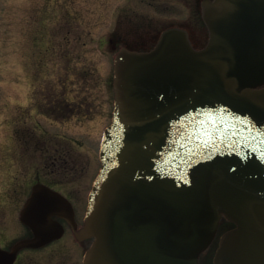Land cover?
<instances>
[{"label": "water", "instance_id": "obj_1", "mask_svg": "<svg viewBox=\"0 0 264 264\" xmlns=\"http://www.w3.org/2000/svg\"><path fill=\"white\" fill-rule=\"evenodd\" d=\"M200 6L204 46L170 26L152 48L113 57L100 168L83 225H72L93 238L83 264H199L222 218L234 227L212 264H264V0ZM52 214L73 220L62 196L36 184L19 216L32 236L0 248V264L58 238Z\"/></svg>", "mask_w": 264, "mask_h": 264}, {"label": "rangeland", "instance_id": "obj_2", "mask_svg": "<svg viewBox=\"0 0 264 264\" xmlns=\"http://www.w3.org/2000/svg\"><path fill=\"white\" fill-rule=\"evenodd\" d=\"M199 16L200 0H0L1 246L29 234L13 189L31 181L34 165H46L39 168L41 181L62 180V191L82 186L88 192L111 119L117 47L151 45V37L174 24L188 29L199 48L207 41ZM229 225L221 222L200 264H212Z\"/></svg>", "mask_w": 264, "mask_h": 264}, {"label": "flooded vegetation", "instance_id": "obj_3", "mask_svg": "<svg viewBox=\"0 0 264 264\" xmlns=\"http://www.w3.org/2000/svg\"><path fill=\"white\" fill-rule=\"evenodd\" d=\"M157 36L158 34L151 37L150 46L154 44ZM144 45L145 46L143 48L145 49L149 48L147 44ZM44 102L45 101H43V103ZM42 109L44 112L43 107ZM37 166L38 167H35L34 165L32 168L30 165L28 166L29 168H31L32 172L34 171L36 173H34L35 175H33L31 181L26 186L19 185L17 188L13 189L14 208H17L19 210L20 206L24 203L25 199L30 194L32 185L37 182H40L52 188L53 190L58 191L60 194H62L64 197H66L69 200V202L73 207L74 219L78 223L77 225L80 226L83 221L88 192L85 193L82 186L77 188L73 187L71 188L70 192L62 191L61 189L58 188V186L61 185L62 180L58 182H53L50 180L41 181L40 180L41 170L39 168L46 167V165L45 166L37 165ZM55 218L58 221H60V223L63 225L64 230L62 235L58 239H55L47 244L38 247L23 248L19 250L12 264H79L77 258L79 249L80 248L84 249L85 247H87L92 239L91 238H86L82 240L76 239L66 219L57 216H55ZM70 236L72 238L71 240H73V243L71 244L67 242ZM2 247L5 248L6 246L2 245Z\"/></svg>", "mask_w": 264, "mask_h": 264}, {"label": "bare ground", "instance_id": "obj_4", "mask_svg": "<svg viewBox=\"0 0 264 264\" xmlns=\"http://www.w3.org/2000/svg\"><path fill=\"white\" fill-rule=\"evenodd\" d=\"M224 12H227L226 11V9H224ZM205 25V24H204ZM206 27V26H205ZM138 123V122H137ZM140 124H142L144 127H146V125H145V121H141V122H139ZM134 124H136V122H134ZM130 133V137L132 136V132H129ZM149 148V147H148ZM131 159H132V157H131ZM132 172H134V169L132 170ZM135 176H133V178H134ZM55 216H57V217H60L58 214H52V219L53 220H57L56 218H55ZM62 218H64V217H62ZM78 223L76 222V220H72V222H71V225H73V226H75L76 228L78 227V225H77ZM130 239L128 238V241H129Z\"/></svg>", "mask_w": 264, "mask_h": 264}]
</instances>
